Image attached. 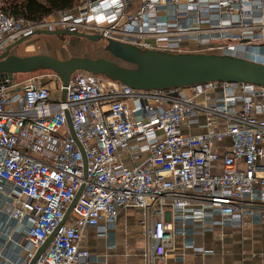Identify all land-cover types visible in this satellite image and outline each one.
<instances>
[{
    "label": "built area",
    "instance_id": "1",
    "mask_svg": "<svg viewBox=\"0 0 264 264\" xmlns=\"http://www.w3.org/2000/svg\"><path fill=\"white\" fill-rule=\"evenodd\" d=\"M76 2L29 22L0 1V55L63 30L171 54L218 43L208 50L264 64V0ZM130 209L148 214L138 227L160 258L203 256L195 236L209 226L261 221L264 86L136 90L86 71L65 87L0 81V264H89L87 229L105 235Z\"/></svg>",
    "mask_w": 264,
    "mask_h": 264
},
{
    "label": "water",
    "instance_id": "2",
    "mask_svg": "<svg viewBox=\"0 0 264 264\" xmlns=\"http://www.w3.org/2000/svg\"><path fill=\"white\" fill-rule=\"evenodd\" d=\"M64 32L67 35L72 34L63 30H39L34 35L59 36ZM74 33L93 41L102 39L98 35ZM25 39L27 38L7 47L0 55V81L3 86L10 84L13 74L29 73L38 69H48L56 73L64 87L75 71L103 75L136 90L185 88L214 81L264 86L263 63L229 55L171 54L156 50H142L133 44L120 41H109L105 49L114 59L128 66L120 65L107 57L77 56L61 60L45 54L30 56L10 54V50ZM148 42L153 44L152 40ZM64 93L65 90H63V96ZM51 239L52 236L45 241L38 254L48 246Z\"/></svg>",
    "mask_w": 264,
    "mask_h": 264
},
{
    "label": "crops",
    "instance_id": "3",
    "mask_svg": "<svg viewBox=\"0 0 264 264\" xmlns=\"http://www.w3.org/2000/svg\"><path fill=\"white\" fill-rule=\"evenodd\" d=\"M142 220L151 223L146 212L130 209L105 235L98 228L87 229L89 264H264V218L242 230L209 226V230L195 236L196 247L205 245L207 252L199 256L188 248L182 259L178 257L182 254L180 248L175 249V257H156L151 239L138 227ZM223 233L226 237L219 239Z\"/></svg>",
    "mask_w": 264,
    "mask_h": 264
},
{
    "label": "rangeland",
    "instance_id": "4",
    "mask_svg": "<svg viewBox=\"0 0 264 264\" xmlns=\"http://www.w3.org/2000/svg\"><path fill=\"white\" fill-rule=\"evenodd\" d=\"M87 35L94 36L93 34ZM109 41L115 40H89L87 38L79 37L78 34L72 33L67 35L64 34L57 35H34L30 38L25 39L18 46L12 48L10 50V54L17 56H30L34 54H45L56 57L61 60H66L72 57L77 56H88V57H107L112 61L117 62L120 65L128 64L123 63L120 60L114 59L112 55L106 52V45ZM218 43H212L211 45L203 46V48L199 49L197 53H191L194 56L198 55H218V53H214L209 51L210 47H217ZM192 47H196L192 45ZM190 47V50L193 48ZM81 48V49H80ZM140 49V48H139ZM190 54V53H187ZM228 56V55H224ZM257 62V61H254ZM259 63V62H258ZM26 80H33L35 82H40L42 84L48 83L49 86H58L61 81L60 77L51 70L48 69H38L29 73H19L13 74L11 80V86L20 85L24 83ZM62 82V81H61Z\"/></svg>",
    "mask_w": 264,
    "mask_h": 264
},
{
    "label": "trees",
    "instance_id": "5",
    "mask_svg": "<svg viewBox=\"0 0 264 264\" xmlns=\"http://www.w3.org/2000/svg\"><path fill=\"white\" fill-rule=\"evenodd\" d=\"M3 12L16 19L36 22L54 11L70 9L76 0H0Z\"/></svg>",
    "mask_w": 264,
    "mask_h": 264
},
{
    "label": "bare ground",
    "instance_id": "6",
    "mask_svg": "<svg viewBox=\"0 0 264 264\" xmlns=\"http://www.w3.org/2000/svg\"><path fill=\"white\" fill-rule=\"evenodd\" d=\"M81 49V48H80Z\"/></svg>",
    "mask_w": 264,
    "mask_h": 264
}]
</instances>
